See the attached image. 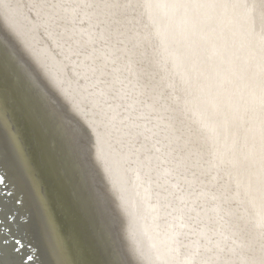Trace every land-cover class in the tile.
<instances>
[{"label":"bare ground","instance_id":"1","mask_svg":"<svg viewBox=\"0 0 264 264\" xmlns=\"http://www.w3.org/2000/svg\"><path fill=\"white\" fill-rule=\"evenodd\" d=\"M1 75L77 264H264V0H0Z\"/></svg>","mask_w":264,"mask_h":264},{"label":"water","instance_id":"2","mask_svg":"<svg viewBox=\"0 0 264 264\" xmlns=\"http://www.w3.org/2000/svg\"><path fill=\"white\" fill-rule=\"evenodd\" d=\"M0 77L4 87L6 82L2 75ZM1 87L0 137L5 144L0 151V264H77L62 233H66L67 224L58 209L55 208L58 214L54 216L49 206L50 203L55 206L54 200L49 195V184L42 180L43 173L32 143L27 137L23 138L27 160L4 114L13 118L12 112H8V107H12L11 93ZM12 125L18 135L23 136L20 122L16 120ZM33 167L42 183H38ZM40 186H44L45 194L48 193L49 204Z\"/></svg>","mask_w":264,"mask_h":264},{"label":"snow or ice","instance_id":"3","mask_svg":"<svg viewBox=\"0 0 264 264\" xmlns=\"http://www.w3.org/2000/svg\"><path fill=\"white\" fill-rule=\"evenodd\" d=\"M4 144H5V140L2 137H0V151H2ZM113 264H118V262H113Z\"/></svg>","mask_w":264,"mask_h":264},{"label":"rangeland","instance_id":"4","mask_svg":"<svg viewBox=\"0 0 264 264\" xmlns=\"http://www.w3.org/2000/svg\"><path fill=\"white\" fill-rule=\"evenodd\" d=\"M262 1V0H261Z\"/></svg>","mask_w":264,"mask_h":264}]
</instances>
